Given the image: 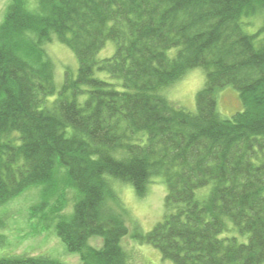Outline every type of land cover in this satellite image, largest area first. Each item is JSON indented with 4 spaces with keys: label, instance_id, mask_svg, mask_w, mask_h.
I'll return each mask as SVG.
<instances>
[{
    "label": "trees",
    "instance_id": "obj_1",
    "mask_svg": "<svg viewBox=\"0 0 264 264\" xmlns=\"http://www.w3.org/2000/svg\"><path fill=\"white\" fill-rule=\"evenodd\" d=\"M53 40L77 60L59 86L44 59ZM110 40L113 54L98 58ZM192 68L205 81L188 111L162 90ZM227 85L242 108L223 117L215 93ZM61 167L78 199L56 232L79 264H132L113 181L143 196L158 176L162 217L133 239L173 264H264V0H9L0 204ZM0 264L64 263L20 254Z\"/></svg>",
    "mask_w": 264,
    "mask_h": 264
},
{
    "label": "rangeland",
    "instance_id": "obj_2",
    "mask_svg": "<svg viewBox=\"0 0 264 264\" xmlns=\"http://www.w3.org/2000/svg\"><path fill=\"white\" fill-rule=\"evenodd\" d=\"M8 3L9 0H0V22ZM257 23L259 21L255 20L254 24ZM43 47L46 57L44 59L52 62L54 80L58 86L65 70L69 71L71 77L76 76L77 60L68 47L56 40ZM113 52L114 42L107 41L99 51L98 58L109 57ZM95 75L100 78L107 77L105 72H96ZM204 81V70L192 68L182 78L163 89L162 93L175 105L195 111L196 93L203 87ZM215 95L218 112L223 117H230L242 108L237 91L230 85L218 89ZM113 187L124 208L122 217L128 227V233L122 238L121 245L132 255V264H173L170 260L163 259L155 247L132 238L134 231L145 233L162 217L166 186L161 177L154 178L148 184L143 196H138L133 186L127 182L114 180ZM77 199L78 191L68 184L66 170L61 167L54 173L48 185L39 183L28 186L0 204V257L43 255L64 264H79V253L67 249L58 237L55 225V217H66L71 213ZM109 205L117 211L115 204ZM51 210L56 212L53 214ZM88 244L99 248L101 239L91 237Z\"/></svg>",
    "mask_w": 264,
    "mask_h": 264
}]
</instances>
